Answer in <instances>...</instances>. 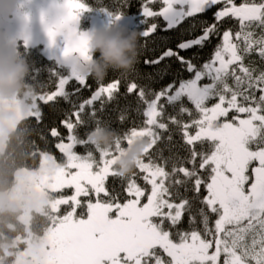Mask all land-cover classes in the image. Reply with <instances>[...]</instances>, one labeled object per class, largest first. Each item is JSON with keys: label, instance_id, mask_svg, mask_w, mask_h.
Returning <instances> with one entry per match:
<instances>
[{"label": "snow or ice", "instance_id": "1", "mask_svg": "<svg viewBox=\"0 0 264 264\" xmlns=\"http://www.w3.org/2000/svg\"><path fill=\"white\" fill-rule=\"evenodd\" d=\"M114 2L64 0L47 28L53 45L64 34L61 67L30 75L31 119L60 166L49 264H264V0ZM90 10L141 32L131 71L81 74ZM114 123L130 127L111 146L92 138ZM138 137L148 144L124 174Z\"/></svg>", "mask_w": 264, "mask_h": 264}, {"label": "trees", "instance_id": "2", "mask_svg": "<svg viewBox=\"0 0 264 264\" xmlns=\"http://www.w3.org/2000/svg\"><path fill=\"white\" fill-rule=\"evenodd\" d=\"M103 2L116 6L114 0ZM130 4L131 7L126 11L135 13L139 9L140 0H130ZM100 18L108 20L102 12H85L81 16V29L87 30ZM24 41L21 37L15 48L18 50L17 55L26 61L29 70L18 89L8 93L0 92V264H30L29 258L43 250L45 255L37 256V259L41 258L37 264H49L52 253V227L49 221L57 200L52 187L60 166L42 151L45 146L38 140L39 132L31 119V97L35 89L30 75L39 71L41 78L46 79L49 69H60L61 59L48 55L43 44L25 45ZM148 47H152L150 42ZM69 69L70 65L65 62L62 70ZM84 95L88 96L89 93L86 91ZM45 113L48 114L47 106ZM117 115V112H111L114 122ZM113 127L123 132L130 127V123H114ZM105 129L101 127L96 132ZM18 169H26L27 172L24 177L17 179L14 173Z\"/></svg>", "mask_w": 264, "mask_h": 264}, {"label": "clouds", "instance_id": "3", "mask_svg": "<svg viewBox=\"0 0 264 264\" xmlns=\"http://www.w3.org/2000/svg\"><path fill=\"white\" fill-rule=\"evenodd\" d=\"M0 12L10 15L15 12L18 0H0ZM91 56L82 61L79 71L85 77L105 80L113 70L129 72L138 63L141 49V32L131 27L97 29L90 37ZM15 47H8L5 36L0 32V92L15 91L21 85L28 65L17 55ZM98 53V55H97ZM117 133L113 129L94 131V139L103 146H111ZM148 144L146 138H135L130 147L117 160V169L124 174L136 168L137 159L144 154Z\"/></svg>", "mask_w": 264, "mask_h": 264}, {"label": "rangeland", "instance_id": "4", "mask_svg": "<svg viewBox=\"0 0 264 264\" xmlns=\"http://www.w3.org/2000/svg\"><path fill=\"white\" fill-rule=\"evenodd\" d=\"M64 0H18L15 12L6 15L0 12V32L6 39L8 47H15L21 37L28 39L29 44H43L44 51L53 57L63 59L62 52L66 45L64 34L61 33L56 37V43L53 45L48 37L47 28L55 23L66 11L62 7ZM3 4L0 3V8ZM25 14L29 17L25 18ZM97 19L87 30L81 29V19L78 27L81 31L93 32L97 29L110 28L106 26L108 20ZM117 28L127 27L125 24L115 25ZM1 133V132H0ZM45 255V251H40L33 255L30 259V264H37L41 258L37 256ZM43 264H47L46 262Z\"/></svg>", "mask_w": 264, "mask_h": 264}, {"label": "water", "instance_id": "5", "mask_svg": "<svg viewBox=\"0 0 264 264\" xmlns=\"http://www.w3.org/2000/svg\"><path fill=\"white\" fill-rule=\"evenodd\" d=\"M26 172H27L26 169H18L15 172V177H17V178L23 177Z\"/></svg>", "mask_w": 264, "mask_h": 264}, {"label": "flooded vegetation", "instance_id": "6", "mask_svg": "<svg viewBox=\"0 0 264 264\" xmlns=\"http://www.w3.org/2000/svg\"><path fill=\"white\" fill-rule=\"evenodd\" d=\"M16 171H17V170H16ZM16 171H15V172H16ZM14 175H15V173H14ZM24 176H25V175H24ZM24 176H23V177H24ZM16 178H17V177H16ZM17 179H18V178H17Z\"/></svg>", "mask_w": 264, "mask_h": 264}]
</instances>
